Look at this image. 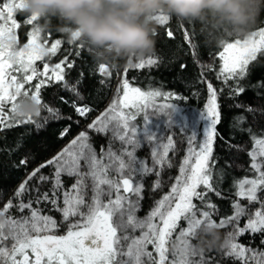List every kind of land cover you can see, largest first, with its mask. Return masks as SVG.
<instances>
[{
	"label": "snow or ice",
	"instance_id": "obj_1",
	"mask_svg": "<svg viewBox=\"0 0 264 264\" xmlns=\"http://www.w3.org/2000/svg\"><path fill=\"white\" fill-rule=\"evenodd\" d=\"M26 7V0H0V180L35 159L37 154L27 150L30 140L50 130L47 118L41 124L32 115H25L21 111L23 103L32 101L43 106L53 120H59V110L43 104L42 90L60 84L83 100L80 86L97 71L85 63L76 81L65 83L66 69L75 68L76 59L85 51L77 43L79 34H71L64 55L50 65L48 60L64 48L65 41L58 36L50 42L52 32H46L36 16L24 15L18 20L17 15L25 14ZM153 19L160 25L169 21L163 14ZM22 26L29 30L25 32L26 42L17 47ZM182 35L187 54L200 66L185 86L191 87L195 96L200 91L197 86L206 85L203 108L189 121L175 103L185 99L181 94L163 89L162 83L151 84L146 90L130 84V69H148L151 81V71L168 70L176 62L175 54L157 53L135 63L127 61L122 71L116 69L115 77L108 64L100 63L98 85L112 89L113 99L86 127L107 137V142L97 149L88 133L81 132L27 172L7 193L0 187V264H221L216 255L197 247L205 228L229 229L226 244L219 251L223 259L232 264H264V105L239 99L249 90L258 98L264 96V80H249L255 68L264 65V21L243 38L218 33L222 50L217 54L209 51L211 60L218 56L217 65L195 59L197 47L201 41L206 42L204 36L197 41L189 27L182 28ZM166 36L175 38L170 29H166ZM38 61H44L42 68L37 67ZM179 67L183 72L188 65L180 62ZM205 70L215 73L219 92L205 78ZM34 80L37 82L32 85ZM94 92L97 99L102 98L99 89ZM219 94L233 101L228 107L241 109L230 118L227 138L217 130L224 119ZM59 99L74 108L79 117L87 118L93 111L75 100L69 103L63 97ZM138 118L140 123H136ZM17 128L21 131L15 132L9 142L8 133ZM172 129L187 133L178 164L174 161L180 150ZM237 131L248 136L244 143L250 144L249 148L232 142ZM52 132L63 139L68 128ZM217 139L228 154L223 163L215 155ZM142 147L148 148V158L137 156ZM20 153L23 155L17 159ZM241 153L248 157L246 167L238 163ZM174 166L178 174H169V191L154 199L147 213L140 216L145 178L155 177L148 189L151 199V194L163 187L164 171ZM45 168L49 173L42 171ZM233 169H242L245 175L237 177ZM225 179L231 181L229 189L224 190L227 196L221 190ZM210 193L228 199L230 212L221 216ZM13 210L18 215H13ZM241 220L245 221L243 226ZM246 234L252 239L246 245L238 242ZM257 234L259 245H255Z\"/></svg>",
	"mask_w": 264,
	"mask_h": 264
},
{
	"label": "trees",
	"instance_id": "obj_2",
	"mask_svg": "<svg viewBox=\"0 0 264 264\" xmlns=\"http://www.w3.org/2000/svg\"><path fill=\"white\" fill-rule=\"evenodd\" d=\"M25 14H18L17 19L23 20ZM261 21H264V15H261L259 18L257 24L251 29L258 30V28L261 26ZM38 23L42 26L44 24V21L40 20ZM57 23L56 21H53V24ZM154 23L157 26V34L155 36L156 40V46H155V54L159 53L162 55H172L175 54L176 62L170 66L168 70H165L164 68H161L159 71H151V81L148 78V69L144 70H136V69H130L128 71V79L132 86H138L141 87L142 90H146L148 86L151 84H161L163 85V89L165 90H171L173 92L181 94L185 99L182 101H175V103L179 104L180 106L185 107H193L197 110H201L206 103L207 100V91H206V85L200 84L197 87H199L200 91L193 96L192 95V89L191 87H186L185 82L192 80L195 78V76L198 74L200 70V66L198 64L193 63V57L186 52V48L183 41V35H182V28L183 27H189L190 31L195 32V37L197 41H200V38L202 35H200V29L199 25H187V24H180L175 19H169L167 25H160L158 22L154 21ZM166 29H170L173 33L175 38L169 39L166 36ZM29 29L22 26L18 30V36H19V42L24 43L26 41L25 32ZM47 31L52 32V36L50 38V42L54 41L58 36L62 38L65 41L64 48H61L60 52L55 56L51 58V62L55 63L58 62L61 57L64 55V49L69 47L67 45V41L69 40V37L64 34L60 33L59 31L52 30V29H46ZM250 31V32H251ZM226 39L228 37H225ZM79 43V42H77ZM218 50H222L219 46V43H212L208 44L204 41H201L199 46L196 49V56L195 59L200 62L204 63H211L213 65L218 64V56L217 60H211L209 56V51H211L214 54L218 53ZM72 57H70L71 59ZM147 59V58H146ZM137 61H134L135 63ZM180 62L187 63L188 67L181 72L179 64ZM87 63L88 65H92L97 69L96 73L92 77V79L85 80L84 84L80 86V92L83 94L84 99L79 100L77 99L69 90H66L63 88L60 84H56L54 86H49L42 90V101L45 105H50L51 107L59 110V115L61 118L59 120H53L49 113L45 110V107L41 106V110L39 112L38 116L33 117L37 123L44 124L45 120L47 118V124L46 127L50 130L46 134H41L40 136H34L28 146L27 150H30L32 153H36L35 159H30L29 163L22 167L20 170L14 171L11 173V175H5L2 180H0V187H2L5 190V193H7V190L11 187L17 185L20 181H22L25 176L27 175V172L31 171L34 167H36L38 164L42 163L48 158H51L53 155L58 153L63 147H65L73 138L76 137L77 134H79L81 131L86 130L88 131V128L86 127L88 123H90L95 117H97L102 111L106 109L108 106V103L113 98V91L112 89H103L98 85V79L101 77L98 73V65L101 63L97 61L94 56L87 50L85 47V51L82 53V56L79 59H76V67L73 69H66V80L65 83L68 85H71L76 79L78 78V73L80 68ZM119 65L117 68H113L111 64H108L109 70L113 72L115 77V71L116 69H120L122 71L124 65L126 64V61L124 60H117L115 61ZM107 64V63H106ZM205 78L212 83L213 87L217 88L219 92L220 88V82L215 79V73L206 71L204 72ZM135 78V79H133ZM250 82L255 83L258 80H264V65L255 68V70L252 72L250 78ZM115 79L111 81L113 84V87L115 86ZM94 89H99V95L102 96L101 99L96 98V93L94 92ZM261 91H264L262 89ZM59 97H63L65 101H68L71 103L72 101H76L79 105H88L89 107L93 108V111L88 114L87 118L79 117L75 111L74 108L70 107L69 104L64 103L59 99ZM241 101H244L246 104H261L264 105V96L257 97L255 95V92L252 90L247 91L243 96L239 97ZM172 102V101H171ZM219 103L221 105V111L224 116V119L222 120L221 124L218 125V132L225 136L227 138L229 134V122L230 118L233 117L235 114L241 111V109L236 108H230L228 105L232 104L233 101L231 99H225L224 94H219ZM71 117V119H68L67 117ZM76 121H79V123H76ZM70 126V127H69ZM261 126H264V121H261ZM25 127H33V125H25ZM68 128V133L66 136L63 137V139H59L56 136L53 135L52 130L54 129L56 132H59L63 128ZM21 129L17 128L14 129L13 132L8 133V141L10 142L13 138V135L15 132H19ZM172 133L174 134V139L176 141L177 149L180 151L175 156V164H178L181 157L184 155V145L182 144V140L185 139V136L177 129H172ZM248 140V136L245 134H241L240 132H235V139L232 141L234 144H244L245 149L249 148L250 144H245L244 142ZM0 142H3V138L0 137ZM91 142L92 144L99 148L100 144H104L107 142V137L101 136V135H94L91 136ZM217 147L215 151V155L221 157L220 163H223L224 158L227 157V153L223 152L220 144L221 141L217 139L216 141ZM23 155V153L18 154L16 157L19 159V157ZM171 157V153L169 154ZM247 160L248 157L244 155L243 153L240 154L238 163H242L247 166ZM217 167H219V164H217ZM26 169V170H25ZM44 173H49L50 169L45 168L42 169ZM234 174L237 177H243L245 175V172L242 169H233ZM171 174V176H176L178 174V168L174 166L171 169H166L164 171L163 175V187L159 190H157L155 193H152V198H149V187L151 186L153 180L155 179L154 176L149 175L144 180L145 185V192H144V200L142 202V208L140 211V216H143L147 213L149 208L153 204L154 199H159L169 191V186L171 184V181L168 180V176ZM66 183H70L68 178H65ZM230 179H225L224 183L221 185L222 194L227 196L228 192L224 191L229 189L230 187ZM211 197V200L219 206L220 209V215H224L227 212H230L229 208V200L228 199H219L214 194H209ZM199 203V202H197ZM13 215H16L17 213L15 210H13ZM52 215H58L56 213H52ZM244 220L240 221L241 226L244 224ZM183 223V222H181ZM229 229H221L217 230L222 238L226 237L225 234ZM249 239H252L249 235H244L242 237L238 238V242L247 244ZM260 244V236L259 234L255 237V245ZM261 247H264V245H261ZM211 255H216L218 259L221 260V264H232L230 260H225L221 257L219 251H213L209 253Z\"/></svg>",
	"mask_w": 264,
	"mask_h": 264
},
{
	"label": "clouds",
	"instance_id": "obj_3",
	"mask_svg": "<svg viewBox=\"0 0 264 264\" xmlns=\"http://www.w3.org/2000/svg\"><path fill=\"white\" fill-rule=\"evenodd\" d=\"M26 13L44 21L42 27L78 41L101 62L139 61L155 53L157 26L153 17L163 14L184 25H199L208 44L223 36H247L264 15V0H26ZM53 21L57 23L53 24ZM124 66H127L125 64ZM40 106L26 101L25 115L37 116ZM226 237L215 229L203 230L197 247L220 251Z\"/></svg>",
	"mask_w": 264,
	"mask_h": 264
},
{
	"label": "rangeland",
	"instance_id": "obj_4",
	"mask_svg": "<svg viewBox=\"0 0 264 264\" xmlns=\"http://www.w3.org/2000/svg\"><path fill=\"white\" fill-rule=\"evenodd\" d=\"M239 37L243 38V37H245V36H239ZM25 42H26V41H25ZM25 42H24V43H25ZM24 43H21V44H20V42H19V40H18L17 47H22ZM45 59L48 60L47 57H46ZM50 60H51V59H50ZM50 60H48V62L50 63V65H54V64L56 63V62H55V63H52ZM43 63H44V61H38V62H37V67L42 68ZM36 82H37V81L34 80V81H32L31 83H32V85H34ZM26 87H30V85H26ZM112 99H113V98H112ZM112 99H111V100H112ZM111 100H110V101H111ZM168 102L171 103V101H168ZM109 103H110V102H109ZM109 103H108V105H109ZM160 103H164V101H160ZM180 107L183 109L184 114L188 116L189 121H191L193 118H195L196 114H197L198 111H199V110H197V109H195V108H193V107H188V106H187V107H185V106H180ZM95 118H96V117H95ZM95 118H94V119H95ZM94 119H93V120H94ZM136 123H140V119H139V118L137 119ZM159 123H161V125L163 126V123H164V122H163V120L161 119V120L159 121ZM177 130H178V129H177ZM197 131H198V132H201V131H202V125L200 126V128L197 129ZM81 132H87L90 138H91V136L97 135V134L93 133L90 129H88V131L83 130V131H81ZM81 132H80V133H81ZM77 135H78V134H77ZM77 135H76V136H77ZM183 135L186 137L187 133H184ZM73 139H74V138H73ZM91 143H92V142H91ZM137 156L140 157V158H148V157H149V150H148V148H147V147H142L141 149H139V150L137 151ZM149 163H151L150 160H149ZM16 215H18V213H17ZM139 215H140V214H139ZM56 216H57V218H58V215H56ZM61 231H63V230H61Z\"/></svg>",
	"mask_w": 264,
	"mask_h": 264
}]
</instances>
